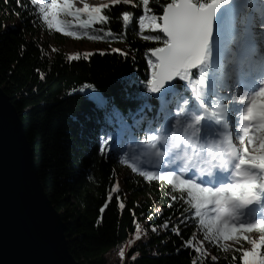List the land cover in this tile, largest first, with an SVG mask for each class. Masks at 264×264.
<instances>
[{
	"label": "trees",
	"instance_id": "1",
	"mask_svg": "<svg viewBox=\"0 0 264 264\" xmlns=\"http://www.w3.org/2000/svg\"><path fill=\"white\" fill-rule=\"evenodd\" d=\"M250 1L260 4V0ZM166 2L152 0L150 7L159 15ZM125 10L134 13L127 29L121 17ZM38 12L30 0H0V88L25 126L45 193L63 219L70 253L80 264H191L198 254L182 244L193 233L202 238L195 216L166 182L148 181L122 162L127 154L138 165L155 168L160 163L141 143L145 131L158 128L165 119L162 101L153 99L146 89L152 71L149 49L162 44L139 35L135 17L142 9L118 4L105 10L107 24L97 23L89 32L104 35L94 30L110 29L124 38L105 36L97 41L49 30ZM67 22L73 30L83 31L73 18ZM41 33L50 36L56 47L40 40ZM67 39L100 43L104 48L70 60L59 49ZM110 45L124 46L117 48L129 55L109 49ZM130 76L142 79L143 85ZM176 85L178 97L168 98L171 103L167 104L172 115L176 103H182L179 96L190 95L186 84L178 81ZM107 135L112 140L101 151ZM122 169L124 186L119 185L109 201ZM137 224L148 234L134 241L127 259L106 258L133 240ZM173 228H179L180 234ZM207 244L218 260L208 257L204 264H242L234 248L223 251Z\"/></svg>",
	"mask_w": 264,
	"mask_h": 264
},
{
	"label": "snow or ice",
	"instance_id": "2",
	"mask_svg": "<svg viewBox=\"0 0 264 264\" xmlns=\"http://www.w3.org/2000/svg\"><path fill=\"white\" fill-rule=\"evenodd\" d=\"M151 2L107 0L90 5L81 0L83 6L77 7L74 0H30L49 30L77 40L97 41L105 36L122 40L123 35L117 37L110 29L94 30L104 35L89 30L97 23L107 24L109 16L104 12L114 5L142 9L135 17L139 35L162 44L149 49L152 71L147 91L160 94L166 106L171 103L166 93L176 95L178 86L170 82L186 81L190 95L179 96L182 103H176L175 114L169 110L164 122L158 128L149 127L141 141L158 160L179 161L178 167L141 170L127 154L122 162L148 181L166 182L195 216L202 238L193 233L182 244L198 254L191 264H204L208 257L217 261L205 243L228 251L232 247L228 241L240 245L234 251L242 264H264V0L258 6L240 0H168L159 15ZM68 17L79 22L83 31L73 30ZM121 17L127 29L134 13L125 10ZM68 59H79V55ZM111 140L107 135L100 150L105 151ZM112 192H119L118 182L109 201ZM119 207L124 208L123 202ZM172 231L180 234L179 228ZM141 235L137 224L135 238ZM119 255L124 257V251Z\"/></svg>",
	"mask_w": 264,
	"mask_h": 264
},
{
	"label": "water",
	"instance_id": "3",
	"mask_svg": "<svg viewBox=\"0 0 264 264\" xmlns=\"http://www.w3.org/2000/svg\"><path fill=\"white\" fill-rule=\"evenodd\" d=\"M65 232L41 183L25 126L0 88V264H80Z\"/></svg>",
	"mask_w": 264,
	"mask_h": 264
},
{
	"label": "rangeland",
	"instance_id": "4",
	"mask_svg": "<svg viewBox=\"0 0 264 264\" xmlns=\"http://www.w3.org/2000/svg\"><path fill=\"white\" fill-rule=\"evenodd\" d=\"M74 2L76 3L77 7L83 6V4L81 3V0H74ZM84 2H86L90 5H99L101 3H106L107 0H84ZM14 24H18V22L15 21ZM39 38L43 42L50 43L51 45L56 47V44L54 43L55 41H53V39L50 36L46 35L45 33H41L39 35ZM117 47L124 48V46H117V45H110L108 48L111 50H114V49H117ZM103 48H104L103 45L100 43H98V44L97 43H87V42L80 43V42L74 41L72 39H67L65 41V43L59 47L60 51L64 52L67 56H74L77 54H90V53H93L96 51H102ZM235 138L236 137L234 136V140H235ZM179 164H180V162L178 161L176 164H174L175 165L174 168H176ZM167 167H172V166L170 163H168V164H165V168H167ZM119 178H120L119 185L122 188L124 186V180H125V174L123 171H119ZM140 228L142 229V235L141 236L145 237L146 234H148V231L146 229H143L142 225L140 226ZM135 236H136V233L133 235V241L138 240L135 238ZM130 240H132V238ZM133 243L131 245H129L128 241H127L125 244H123L122 247L118 248L117 250H115L111 254L107 255L106 258H108L110 261H114L118 258L121 259L122 261L126 260L128 255H129V249L133 247ZM227 243L232 246L229 249H232V248L235 249L236 248V244H234L232 242H227ZM205 246L207 247L209 252H211L209 245L207 243H205ZM247 247H249V245H247V243H246L245 248H247ZM121 250H123L125 253L124 257H120V255H119V252Z\"/></svg>",
	"mask_w": 264,
	"mask_h": 264
},
{
	"label": "bare ground",
	"instance_id": "5",
	"mask_svg": "<svg viewBox=\"0 0 264 264\" xmlns=\"http://www.w3.org/2000/svg\"><path fill=\"white\" fill-rule=\"evenodd\" d=\"M167 168H173V167H167Z\"/></svg>",
	"mask_w": 264,
	"mask_h": 264
}]
</instances>
